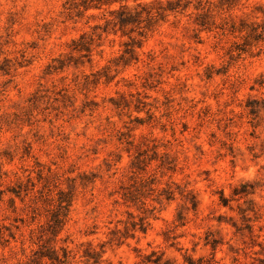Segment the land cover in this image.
I'll use <instances>...</instances> for the list:
<instances>
[{
    "label": "rangeland",
    "instance_id": "374dc122",
    "mask_svg": "<svg viewBox=\"0 0 264 264\" xmlns=\"http://www.w3.org/2000/svg\"><path fill=\"white\" fill-rule=\"evenodd\" d=\"M157 1L0 0V264H264V0Z\"/></svg>",
    "mask_w": 264,
    "mask_h": 264
},
{
    "label": "trees",
    "instance_id": "16d2710c",
    "mask_svg": "<svg viewBox=\"0 0 264 264\" xmlns=\"http://www.w3.org/2000/svg\"><path fill=\"white\" fill-rule=\"evenodd\" d=\"M187 0H165V1H157L161 7L158 9V15H164L168 13H177L181 10H186L189 8L187 5ZM82 6L84 7L85 11L90 9H100L98 4V0H82ZM141 7V6H138ZM118 15V23L122 26H129V25H138L141 22L142 16L145 14L146 16H151L153 14V10L149 9L147 6H142L141 9L135 8L134 10L129 9L128 7L121 8L120 10L115 12ZM113 15V14H112ZM243 23V22H242ZM248 27V26H247ZM254 29V27H252ZM250 28V30H252ZM233 31L238 30L240 32L247 31L249 35H251V31L249 32V27L245 30L243 27H237L235 23L232 25ZM254 35L257 34V31L253 32ZM88 49V48H87ZM131 53V52H129ZM133 57V54L131 53Z\"/></svg>",
    "mask_w": 264,
    "mask_h": 264
}]
</instances>
